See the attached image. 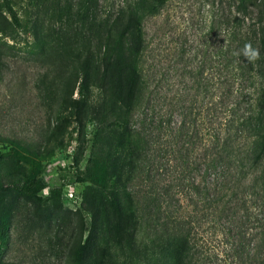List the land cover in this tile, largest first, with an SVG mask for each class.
I'll return each instance as SVG.
<instances>
[{
    "label": "trees",
    "instance_id": "obj_1",
    "mask_svg": "<svg viewBox=\"0 0 264 264\" xmlns=\"http://www.w3.org/2000/svg\"><path fill=\"white\" fill-rule=\"evenodd\" d=\"M4 6L9 26L26 23L16 7L35 9L36 43L61 52L33 61L39 96L53 84L79 88L77 123L99 128L102 157L85 171L97 189L94 223L114 218L116 244L127 241L146 264H264V0ZM152 21L162 22L156 33ZM246 44L258 59L245 56ZM4 54L0 82L13 59ZM42 189L32 176L22 191L39 201Z\"/></svg>",
    "mask_w": 264,
    "mask_h": 264
},
{
    "label": "rangeland",
    "instance_id": "obj_2",
    "mask_svg": "<svg viewBox=\"0 0 264 264\" xmlns=\"http://www.w3.org/2000/svg\"><path fill=\"white\" fill-rule=\"evenodd\" d=\"M15 12L26 19L21 27L9 26L10 12L0 0V53L13 58L0 82V264H146L143 258L134 260L127 241L123 247L116 244L114 218L94 223L89 201L97 189L85 171L97 170L102 157L99 128L91 120L77 123L72 100L81 98L79 88L53 84L50 99L39 96L33 61L61 52L51 42L36 43L35 9L24 13L16 7ZM161 24L152 21L150 31L156 33ZM32 176L43 182L39 201L22 191ZM144 189L145 183L136 180L132 191L141 197ZM52 190L61 192L60 200L50 199Z\"/></svg>",
    "mask_w": 264,
    "mask_h": 264
},
{
    "label": "clouds",
    "instance_id": "obj_3",
    "mask_svg": "<svg viewBox=\"0 0 264 264\" xmlns=\"http://www.w3.org/2000/svg\"><path fill=\"white\" fill-rule=\"evenodd\" d=\"M244 54L245 56L251 61L256 60L259 58V51L256 49H253L251 44H246L244 46Z\"/></svg>",
    "mask_w": 264,
    "mask_h": 264
}]
</instances>
